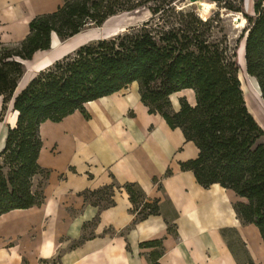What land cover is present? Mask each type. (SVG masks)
I'll use <instances>...</instances> for the list:
<instances>
[{"label":"trees","instance_id":"16d2710c","mask_svg":"<svg viewBox=\"0 0 264 264\" xmlns=\"http://www.w3.org/2000/svg\"><path fill=\"white\" fill-rule=\"evenodd\" d=\"M204 1L214 4L205 18L187 0H62L55 11L29 22L23 40L10 46L0 43V121L9 103L17 113L15 125H5L0 149V215L44 200L49 172L38 163L41 123L58 122L76 110L87 117L84 104L136 82L148 111L159 113L170 128L181 129L197 147V157L181 162L180 168L192 171L204 188L218 184L242 198L234 203V211L243 224L258 228L264 243V129L248 109L237 62L243 40L245 71L256 80L264 102V0H252L251 13L245 11L244 0ZM136 11L148 12L149 18L87 41L15 92L25 71L22 62L48 50L53 33L64 41L110 17ZM226 14L241 15L246 22L236 45L224 31ZM187 89L194 93V104L181 97L174 111L170 95ZM114 188L128 194L134 224L159 214L158 200H148L137 183L112 182L83 195L106 208L114 204ZM168 232L174 233L172 224ZM139 247L153 249L148 264H160L162 239Z\"/></svg>","mask_w":264,"mask_h":264},{"label":"crops","instance_id":"0c3cea01","mask_svg":"<svg viewBox=\"0 0 264 264\" xmlns=\"http://www.w3.org/2000/svg\"><path fill=\"white\" fill-rule=\"evenodd\" d=\"M61 4L62 0H0V43L20 42L35 16ZM60 41L53 33L50 48L24 60V67ZM85 42L51 58L22 84L24 71L15 92ZM187 91L194 104V93L176 92L170 95L174 111L183 97L177 95ZM173 95L177 102L171 100ZM1 104L0 97V112ZM7 106L0 121V149L5 125L12 127L16 121L7 120L12 111L10 103ZM84 109L87 117L76 110L58 122L40 124L38 163L49 172L42 188L44 200L39 206L0 215V264H148L153 249L139 244L156 239H162L164 249L160 264H264L258 228L243 224L234 211V203L242 198L218 184L204 188L192 171L180 168L181 162L197 157V147L181 129L170 128L159 113L148 111L136 82L87 102ZM112 182L137 183L148 200H158L159 214L134 224L136 215L122 188H114V204L106 208L85 199L84 191ZM168 224L174 233L168 232Z\"/></svg>","mask_w":264,"mask_h":264},{"label":"rangeland","instance_id":"374dc122","mask_svg":"<svg viewBox=\"0 0 264 264\" xmlns=\"http://www.w3.org/2000/svg\"><path fill=\"white\" fill-rule=\"evenodd\" d=\"M189 0H187V5H189ZM200 2H205L204 0H200ZM196 12L202 17H207L212 13L214 5L211 7L203 8L199 7L198 4L192 5ZM244 9L246 12H252V0H244ZM241 16V15H240ZM242 17V16H241ZM149 18V13L146 11H136L133 13H121L116 16L110 17L106 20L101 26L95 27L90 26L84 29L79 35L73 37L70 40L65 42H59L58 46L44 53H40L35 56L31 61L25 64L26 76L23 77L22 84L29 77L34 75L42 66H44L51 58L59 55V53L70 49L71 47L83 42V41H91L95 39H100L104 37H108L110 35H114L118 32H122L126 30L128 27L136 26L144 22ZM224 20V31L228 36V40L231 45H236L237 40L241 34V30L243 27L240 26V19L237 18V15L226 14L222 15ZM239 41L237 47V62L240 65L239 78L241 81V87L243 90L244 98L246 104L248 106L249 111L254 116L255 120L259 123V125L264 129V102L261 99L257 89L258 85L254 78L250 77L245 71V62H244V44ZM86 43V42H85ZM243 60V61H242ZM244 67V68H243ZM257 88V89H256ZM257 91V92H256ZM183 96L187 100V102H191L189 92H181L177 95ZM260 96V97H259ZM176 97L173 95L172 101L177 102ZM12 111L7 113V120L9 122L12 121ZM4 126L3 123L0 124V131H3Z\"/></svg>","mask_w":264,"mask_h":264},{"label":"bare ground","instance_id":"6f19581e","mask_svg":"<svg viewBox=\"0 0 264 264\" xmlns=\"http://www.w3.org/2000/svg\"><path fill=\"white\" fill-rule=\"evenodd\" d=\"M198 5H199V7H205V8H207V7H211L212 6V4H210V3H208V2H198ZM214 5V4H213ZM237 18H239L240 19V26L241 27H244V25H245V19L243 18V17H241L240 15H237ZM53 40V39H52ZM243 61V60H242ZM257 89V88H256ZM257 91H258V93H259V90L257 89ZM256 91V92H257ZM259 95H260V93H259ZM260 97V96H259ZM15 117H16V113H13V115H12V121H11V123H13L14 121H15Z\"/></svg>","mask_w":264,"mask_h":264},{"label":"water","instance_id":"95a60500","mask_svg":"<svg viewBox=\"0 0 264 264\" xmlns=\"http://www.w3.org/2000/svg\"><path fill=\"white\" fill-rule=\"evenodd\" d=\"M198 2H200V0H189V5H194V4H198ZM249 13V12H247Z\"/></svg>","mask_w":264,"mask_h":264}]
</instances>
